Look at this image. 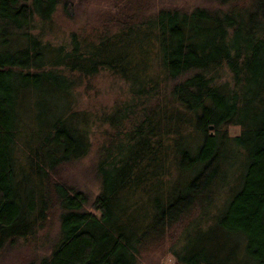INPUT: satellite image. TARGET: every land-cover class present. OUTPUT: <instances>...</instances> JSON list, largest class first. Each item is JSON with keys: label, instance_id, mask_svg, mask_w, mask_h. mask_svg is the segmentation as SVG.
<instances>
[{"label": "trees", "instance_id": "obj_1", "mask_svg": "<svg viewBox=\"0 0 264 264\" xmlns=\"http://www.w3.org/2000/svg\"><path fill=\"white\" fill-rule=\"evenodd\" d=\"M68 1L0 0V250L56 208L39 264H132L166 246L176 264H264V0L148 13L123 0L53 42ZM101 68L131 93L98 115L75 108ZM96 121L98 213L60 178Z\"/></svg>", "mask_w": 264, "mask_h": 264}, {"label": "rangeland", "instance_id": "obj_2", "mask_svg": "<svg viewBox=\"0 0 264 264\" xmlns=\"http://www.w3.org/2000/svg\"><path fill=\"white\" fill-rule=\"evenodd\" d=\"M123 0H69L67 2V13L55 11L52 17V33H47L46 37L53 42H64L68 39L71 30L81 32L88 29L92 24L101 21L104 12L115 10L117 2ZM147 8L143 12H153V10L163 6H179L190 9L195 5H206L216 8L217 0H148ZM79 83L75 88L76 101L75 108L86 110L98 115L101 111L109 110L116 101H122L131 93L127 81L120 74L114 73L107 68H101L92 76L90 82ZM88 87V88H87ZM33 121V120H31ZM106 123L96 121L93 126L91 137L94 140L92 147L83 155L69 159L60 167V178L75 189H81L88 195L85 207L98 213L93 207L92 199L99 191L100 180L96 172V138L98 129L105 127ZM230 133L239 131V125L228 124ZM58 210L53 209L51 220L48 224L38 227L34 232L26 237H18L12 243L4 245L0 250V264H39L42 256L48 255L51 246L59 238ZM175 253L166 247H161L149 253H144L136 262L132 264H176Z\"/></svg>", "mask_w": 264, "mask_h": 264}, {"label": "water", "instance_id": "obj_3", "mask_svg": "<svg viewBox=\"0 0 264 264\" xmlns=\"http://www.w3.org/2000/svg\"><path fill=\"white\" fill-rule=\"evenodd\" d=\"M209 126L212 127V124H210Z\"/></svg>", "mask_w": 264, "mask_h": 264}]
</instances>
